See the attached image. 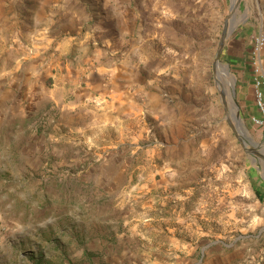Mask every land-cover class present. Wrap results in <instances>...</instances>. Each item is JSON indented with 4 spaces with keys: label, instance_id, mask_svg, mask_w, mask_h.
<instances>
[{
    "label": "rangeland",
    "instance_id": "rangeland-1",
    "mask_svg": "<svg viewBox=\"0 0 264 264\" xmlns=\"http://www.w3.org/2000/svg\"><path fill=\"white\" fill-rule=\"evenodd\" d=\"M231 8L0 0V264H264L253 191L264 192V130L225 55L243 31L264 36V0ZM63 38L68 59L115 67L132 95L129 113L97 128L85 120L74 144L59 110L17 86ZM220 64L233 84L217 82Z\"/></svg>",
    "mask_w": 264,
    "mask_h": 264
},
{
    "label": "crops",
    "instance_id": "crops-1",
    "mask_svg": "<svg viewBox=\"0 0 264 264\" xmlns=\"http://www.w3.org/2000/svg\"><path fill=\"white\" fill-rule=\"evenodd\" d=\"M252 37L250 28L231 40L225 49V55L232 69L243 85L245 83V86L241 87V103L244 108H247L249 117L258 115L253 98L250 62ZM72 40V38L56 40L53 44L55 52L51 54L49 60H45L43 56L38 60L39 67L45 70L39 73L29 70L28 80L21 84L17 83V86L24 95L35 94L36 99L39 100L40 109L57 108L59 110L57 122L61 125V129L67 132L64 134L67 141L74 144L77 140L75 136L85 131L81 126L85 120L89 122V127L97 128L98 125L103 124L102 119L109 118L110 115L114 117V120L129 113L132 95L130 85H124L119 81L116 71L120 70L115 67L94 63L84 67L79 60L68 59L67 49L71 47ZM48 44L41 46L47 47ZM262 56L264 61V52ZM35 63L37 62L33 61L30 66L36 67ZM112 72H115L114 76ZM109 73L110 80L107 76ZM13 89L18 90L15 84L11 90ZM262 193L264 194L263 191ZM210 264L227 263L223 261V258H215Z\"/></svg>",
    "mask_w": 264,
    "mask_h": 264
},
{
    "label": "built area",
    "instance_id": "built-area-1",
    "mask_svg": "<svg viewBox=\"0 0 264 264\" xmlns=\"http://www.w3.org/2000/svg\"><path fill=\"white\" fill-rule=\"evenodd\" d=\"M264 36L258 35L253 39L251 53L253 98L258 115L250 117V121L256 128L264 130Z\"/></svg>",
    "mask_w": 264,
    "mask_h": 264
},
{
    "label": "bare ground",
    "instance_id": "bare-ground-1",
    "mask_svg": "<svg viewBox=\"0 0 264 264\" xmlns=\"http://www.w3.org/2000/svg\"><path fill=\"white\" fill-rule=\"evenodd\" d=\"M236 0H232V7L236 4ZM218 75H217V82L218 83H221V82H224V81H229L230 84L232 83L233 84V76L230 75L227 70H226V67L225 66H222L221 64L218 65ZM235 109V108H234ZM237 111V109H236ZM239 121V120H238ZM240 124V122H239ZM241 125V124H240ZM243 128V127H242ZM244 130V129H243Z\"/></svg>",
    "mask_w": 264,
    "mask_h": 264
},
{
    "label": "water",
    "instance_id": "water-1",
    "mask_svg": "<svg viewBox=\"0 0 264 264\" xmlns=\"http://www.w3.org/2000/svg\"><path fill=\"white\" fill-rule=\"evenodd\" d=\"M239 2L240 0H237L236 4L231 8V13L235 12L237 6L239 5ZM228 34V31H227V23L225 24V30L223 32V35H222V39H221V42H220V45H219V48H218V52H217V55H216V58H215V62L216 63H219V56L224 48V45H225V41L227 39V35Z\"/></svg>",
    "mask_w": 264,
    "mask_h": 264
},
{
    "label": "trees",
    "instance_id": "trees-1",
    "mask_svg": "<svg viewBox=\"0 0 264 264\" xmlns=\"http://www.w3.org/2000/svg\"><path fill=\"white\" fill-rule=\"evenodd\" d=\"M253 191L255 193V195L257 196L258 200L264 204V194L262 193V191H260L259 189L257 188H253Z\"/></svg>",
    "mask_w": 264,
    "mask_h": 264
}]
</instances>
